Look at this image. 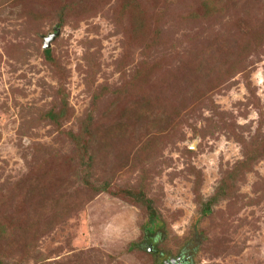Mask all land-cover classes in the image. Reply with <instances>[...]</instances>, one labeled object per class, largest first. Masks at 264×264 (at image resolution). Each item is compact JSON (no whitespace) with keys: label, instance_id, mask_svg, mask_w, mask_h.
I'll return each mask as SVG.
<instances>
[{"label":"rangeland","instance_id":"rangeland-1","mask_svg":"<svg viewBox=\"0 0 264 264\" xmlns=\"http://www.w3.org/2000/svg\"><path fill=\"white\" fill-rule=\"evenodd\" d=\"M173 261L264 264V0H0V262Z\"/></svg>","mask_w":264,"mask_h":264},{"label":"trees","instance_id":"trees-1","mask_svg":"<svg viewBox=\"0 0 264 264\" xmlns=\"http://www.w3.org/2000/svg\"><path fill=\"white\" fill-rule=\"evenodd\" d=\"M45 53H46V55H47V58H48V59H51V54H52V53H51V50L48 49V50L45 51ZM50 117H51V119H52L53 121H56V120H57V116H56L55 114H51ZM104 191H107V189H105ZM222 192H223V193H222ZM224 194H225V193H224V191H223V188L221 187L219 193L213 198L212 201L209 202L210 204H209V206L207 207V212H210V211H211V208H212V204H213V202H214V201H217L218 198L220 197V195L223 197ZM133 197H135V196H133ZM142 201L147 205V207L149 208V210L153 213V214H152V220L155 221V222L153 221V224H156V221H157V217H156V215H157V213H156V210L154 209L153 202L150 201V200H147L146 198H142ZM207 212H206V213H207ZM153 232H154V230L151 229V233H153ZM0 264H2V263L0 262Z\"/></svg>","mask_w":264,"mask_h":264},{"label":"water","instance_id":"water-1","mask_svg":"<svg viewBox=\"0 0 264 264\" xmlns=\"http://www.w3.org/2000/svg\"><path fill=\"white\" fill-rule=\"evenodd\" d=\"M59 34V33H58ZM57 34V35H58ZM57 35L55 34V35H51L47 40H46V45H45V50H48V49H50L51 48V46H52V41H54L55 39H56V37H57ZM172 263V262H171ZM170 263V264H171ZM165 264H169L168 262H166Z\"/></svg>","mask_w":264,"mask_h":264},{"label":"flooded vegetation","instance_id":"flooded-vegetation-1","mask_svg":"<svg viewBox=\"0 0 264 264\" xmlns=\"http://www.w3.org/2000/svg\"><path fill=\"white\" fill-rule=\"evenodd\" d=\"M182 261H183V260H182ZM182 261H181V262L173 261L171 264H182Z\"/></svg>","mask_w":264,"mask_h":264}]
</instances>
